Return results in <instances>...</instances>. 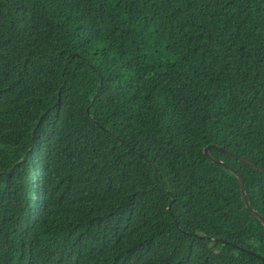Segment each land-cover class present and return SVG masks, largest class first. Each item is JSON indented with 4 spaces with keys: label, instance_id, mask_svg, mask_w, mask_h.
Here are the masks:
<instances>
[{
    "label": "trees",
    "instance_id": "obj_1",
    "mask_svg": "<svg viewBox=\"0 0 264 264\" xmlns=\"http://www.w3.org/2000/svg\"><path fill=\"white\" fill-rule=\"evenodd\" d=\"M208 145L264 170V0H0V264H264Z\"/></svg>",
    "mask_w": 264,
    "mask_h": 264
},
{
    "label": "water",
    "instance_id": "obj_2",
    "mask_svg": "<svg viewBox=\"0 0 264 264\" xmlns=\"http://www.w3.org/2000/svg\"><path fill=\"white\" fill-rule=\"evenodd\" d=\"M210 149H217V150L222 151V152H224V153H226V154H228V155H230V156H233V157H235V158H239L241 161L248 163L249 165H251L252 167H254L257 171H259L260 173L264 174V170L261 169V168H259V167H257L253 162H251V161H249V160H247V159H245V158L239 157V156H237V155H235V154H233V153H231V152L225 151V150H223L222 148H218V147H216L215 145H208V146H206V147L203 149V154H204V156H206L211 162H213V163H215V164H219V165H222V166H226L224 163H222V162H220V161H217L215 158H213V157L210 155ZM228 169H229L230 172H232V173L236 176V178H237V180H238L239 187H240V191H241L242 200H243V203H244L246 209H247L248 211H250L251 214H252L253 216H255V217L261 222V224L264 226V219H263V217H262L261 215H259L256 211H254V210L251 208V206H250V204H249V202H248V200H247V195H246V192H245V189H244V183H243V180H242L241 176H240L239 174H237V172H236L233 168L228 167ZM157 173H158V172H157ZM158 175H159V177L161 178V175H160L159 173H158ZM246 253H247L248 255H251V256H253V257H256V258L260 259V260L264 263V258H262L261 256L255 254V253L249 252V251H247Z\"/></svg>",
    "mask_w": 264,
    "mask_h": 264
}]
</instances>
